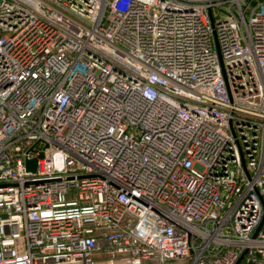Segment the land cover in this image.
<instances>
[{"label": "built area", "instance_id": "2783aa9c", "mask_svg": "<svg viewBox=\"0 0 264 264\" xmlns=\"http://www.w3.org/2000/svg\"><path fill=\"white\" fill-rule=\"evenodd\" d=\"M263 215L264 0H0V264H264Z\"/></svg>", "mask_w": 264, "mask_h": 264}, {"label": "water", "instance_id": "95a60500", "mask_svg": "<svg viewBox=\"0 0 264 264\" xmlns=\"http://www.w3.org/2000/svg\"><path fill=\"white\" fill-rule=\"evenodd\" d=\"M35 161H36L35 158L27 161V163H26L27 169L33 170L34 166H35ZM263 219H264V215H263L262 221H263ZM262 221H261V223H262ZM261 223L259 224V226L261 225Z\"/></svg>", "mask_w": 264, "mask_h": 264}, {"label": "rangeland", "instance_id": "374dc122", "mask_svg": "<svg viewBox=\"0 0 264 264\" xmlns=\"http://www.w3.org/2000/svg\"><path fill=\"white\" fill-rule=\"evenodd\" d=\"M171 264H179L178 261L171 262Z\"/></svg>", "mask_w": 264, "mask_h": 264}]
</instances>
